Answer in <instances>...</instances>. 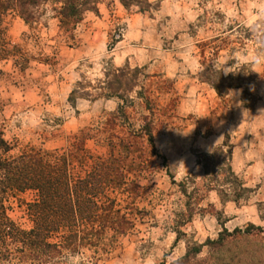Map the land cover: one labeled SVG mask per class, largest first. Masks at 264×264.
I'll return each mask as SVG.
<instances>
[{"label":"rangeland","instance_id":"374dc122","mask_svg":"<svg viewBox=\"0 0 264 264\" xmlns=\"http://www.w3.org/2000/svg\"><path fill=\"white\" fill-rule=\"evenodd\" d=\"M147 1L150 6L141 11L126 9L118 0H101L97 12L84 15L69 43L58 36L50 11L32 27L13 11L3 17L5 38L21 53H0V132L13 147L9 154L29 148L60 150L71 135L115 111L116 98L95 97L105 73L114 84L124 83L138 68V85L129 93V122L138 128L145 116L153 121L157 154L144 156L141 177L128 175L141 189L134 195L110 194L129 214L132 229L125 234L107 230L98 248L69 255L68 264L168 263L183 256L188 244L217 238L222 225L232 231L253 224L264 236V173L251 175L246 183L235 172L252 189L239 203L222 202L215 191H203L192 202L191 220L180 228L184 235L177 237L173 222L188 201L182 184L190 181L188 191L202 185L197 155L223 143L234 152L236 134L246 137L256 127L264 128V121H255L264 116V48L254 36L264 33V0ZM245 32L252 36L241 44ZM212 48L217 50L211 56ZM209 66L224 76L244 74L243 87L218 95L201 79ZM241 66L245 69L240 71ZM122 69L125 75L118 72ZM77 81L92 96L71 102ZM140 87L148 104L136 97ZM244 90L258 98L255 106L260 101L257 115L249 112L255 106H243ZM86 146L95 154L106 152L92 140ZM33 199L34 192L26 191L5 202L10 219L25 230L33 226L26 212ZM208 256L205 246L196 259Z\"/></svg>","mask_w":264,"mask_h":264},{"label":"trees","instance_id":"16d2710c","mask_svg":"<svg viewBox=\"0 0 264 264\" xmlns=\"http://www.w3.org/2000/svg\"><path fill=\"white\" fill-rule=\"evenodd\" d=\"M100 1L0 0L1 55L16 52L21 55L20 48L10 45L5 38L3 17L8 12H15L27 26L32 27L50 11L58 22V36L69 43L75 41L74 32L84 15L97 12ZM118 1L126 9L138 7L143 11L150 6L147 0ZM249 36L252 33L245 32L239 37L240 43L244 44ZM254 36L264 48V33ZM211 50L210 55H215L217 49ZM244 69L243 66L239 68L240 71ZM124 71L118 70L121 75H125ZM138 73L136 68L124 83L115 81V84L105 73V79L95 87L100 90L95 97L116 98L115 111L71 135L66 147L60 150L29 148L12 155L9 154L12 145L0 132V264H68L69 255L82 249L98 248L107 230L125 234L132 229L133 221L129 214L117 207L116 199L110 194L115 190L136 194L142 186L136 179L129 181L128 175L141 177L146 171L144 156L157 154L153 121L145 116L138 128L129 122L127 108L133 103L129 93L138 85ZM240 76L245 75L224 76L209 66L201 79L210 84L218 95H224L231 88L243 87L245 79H240ZM85 88V84L77 81L69 101L91 97ZM135 93L137 98L148 104L142 87ZM257 100L247 90L242 92L244 107L252 109ZM90 140L104 147L105 154H95L88 149L86 142ZM232 155L233 147L225 143L197 155L196 162L203 169V181L201 187H194L191 191H188L190 181L182 184V192L188 201L185 211L173 221L177 237L185 234L180 228L191 220L195 211L192 202L199 201L203 191H215L222 202L235 203L252 192L233 170ZM26 191L34 192V199L26 203V212L33 223L28 230L10 219L5 204L9 197ZM261 234L263 229L253 224L232 231L222 225L217 238H208L202 244H188L183 256L160 264H264V236ZM205 246L209 248V256L197 260Z\"/></svg>","mask_w":264,"mask_h":264},{"label":"crops","instance_id":"0c3cea01","mask_svg":"<svg viewBox=\"0 0 264 264\" xmlns=\"http://www.w3.org/2000/svg\"><path fill=\"white\" fill-rule=\"evenodd\" d=\"M259 103L260 101L253 110H249L251 114H258ZM240 110L241 108H237V112H242V114L246 115L247 111L245 109L243 111ZM259 117L257 116L255 121H264V116ZM240 121L242 120L240 119ZM239 126H242V123ZM251 134L246 137L236 134L231 163L233 170L241 174L246 183L250 182L251 175L264 173V128L261 126L256 127Z\"/></svg>","mask_w":264,"mask_h":264},{"label":"clouds","instance_id":"9594fccd","mask_svg":"<svg viewBox=\"0 0 264 264\" xmlns=\"http://www.w3.org/2000/svg\"><path fill=\"white\" fill-rule=\"evenodd\" d=\"M224 73H225V74H227L228 72H227V71H225Z\"/></svg>","mask_w":264,"mask_h":264}]
</instances>
